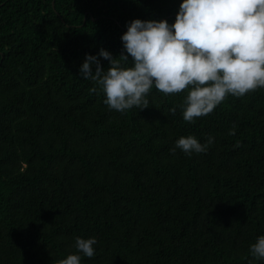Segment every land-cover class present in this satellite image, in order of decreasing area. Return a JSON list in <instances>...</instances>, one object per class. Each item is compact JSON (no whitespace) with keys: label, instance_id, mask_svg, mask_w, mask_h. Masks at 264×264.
Returning a JSON list of instances; mask_svg holds the SVG:
<instances>
[{"label":"trees","instance_id":"16d2710c","mask_svg":"<svg viewBox=\"0 0 264 264\" xmlns=\"http://www.w3.org/2000/svg\"><path fill=\"white\" fill-rule=\"evenodd\" d=\"M182 2L0 0V264H264V88L189 123L187 90L118 112L80 76L86 54L124 51L132 20L171 25ZM188 136L213 143L185 153Z\"/></svg>","mask_w":264,"mask_h":264},{"label":"clouds","instance_id":"9594fccd","mask_svg":"<svg viewBox=\"0 0 264 264\" xmlns=\"http://www.w3.org/2000/svg\"><path fill=\"white\" fill-rule=\"evenodd\" d=\"M121 40L124 51L118 57L100 49L98 56L86 54L80 68V76L98 84L104 103L118 112L148 108L146 96L153 86L165 95L187 90L183 119L192 123L228 95L242 97L264 88V0H183L171 25L134 19ZM100 58L109 62L106 70ZM169 111L174 114L175 108ZM212 143L211 136L203 145L188 136L179 138L176 148L202 153ZM96 243L95 238L77 237L75 246L91 258ZM250 254L264 259V236L250 246ZM58 264H81V257L70 254Z\"/></svg>","mask_w":264,"mask_h":264}]
</instances>
